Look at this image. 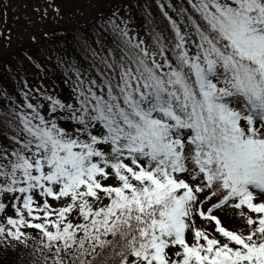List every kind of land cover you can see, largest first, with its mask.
Returning <instances> with one entry per match:
<instances>
[{"label":"snow or ice","instance_id":"obj_1","mask_svg":"<svg viewBox=\"0 0 264 264\" xmlns=\"http://www.w3.org/2000/svg\"><path fill=\"white\" fill-rule=\"evenodd\" d=\"M155 2L4 66L0 264H264V0Z\"/></svg>","mask_w":264,"mask_h":264},{"label":"rangeland","instance_id":"obj_2","mask_svg":"<svg viewBox=\"0 0 264 264\" xmlns=\"http://www.w3.org/2000/svg\"><path fill=\"white\" fill-rule=\"evenodd\" d=\"M47 2L48 0H0V80L6 74L4 66L15 67L26 53L43 59L38 48L32 47L37 41L98 20L118 0H55L61 16L55 17L49 8L47 17L42 18ZM181 2L182 0H162L165 9L173 16L174 13L167 8L168 3L178 7ZM37 7L40 8L39 12L34 10ZM9 35L10 40L2 38ZM222 220L229 228L246 227L239 217L226 219L222 216ZM196 224L218 236L213 224L205 223L199 218Z\"/></svg>","mask_w":264,"mask_h":264},{"label":"trees","instance_id":"obj_3","mask_svg":"<svg viewBox=\"0 0 264 264\" xmlns=\"http://www.w3.org/2000/svg\"><path fill=\"white\" fill-rule=\"evenodd\" d=\"M152 4H153V11L158 14L159 8L154 0L152 1ZM98 22L99 19L91 23L67 30L66 32L63 31L61 33L51 34L41 39L40 41H37L36 44L33 45L32 47L34 49L38 48L37 50H39L40 52L44 49L54 48L56 45L64 43L66 39H70L71 36L74 35L77 30H81V31L91 30L93 27H95L98 24Z\"/></svg>","mask_w":264,"mask_h":264}]
</instances>
